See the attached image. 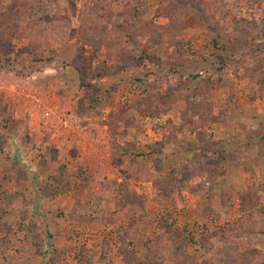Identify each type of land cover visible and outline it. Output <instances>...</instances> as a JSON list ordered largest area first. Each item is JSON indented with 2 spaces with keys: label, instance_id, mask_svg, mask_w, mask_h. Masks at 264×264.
Listing matches in <instances>:
<instances>
[{
  "label": "rangeland",
  "instance_id": "rangeland-1",
  "mask_svg": "<svg viewBox=\"0 0 264 264\" xmlns=\"http://www.w3.org/2000/svg\"><path fill=\"white\" fill-rule=\"evenodd\" d=\"M10 140L0 264H264V0H0Z\"/></svg>",
  "mask_w": 264,
  "mask_h": 264
},
{
  "label": "crops",
  "instance_id": "crops-1",
  "mask_svg": "<svg viewBox=\"0 0 264 264\" xmlns=\"http://www.w3.org/2000/svg\"><path fill=\"white\" fill-rule=\"evenodd\" d=\"M24 146H20V145H16L15 143H13V141L10 140V143L8 144L5 153V156L8 157V159H2L4 158V154L0 155V198L3 199H7L10 198L11 202L7 200H0V214L4 215L3 220H5L3 222V226H5V228L7 230H11L14 229L16 227V224H12V223H6L8 221H6V218L12 216L13 214H15L16 212H18L19 214H23V213H28L26 212V199L30 198V197H35V203L37 202V198H38V192H39V182L41 178H44V174L45 171L42 170V172L38 171V167H39V160H36L34 162V160L29 159L28 155L27 157H25V151H24ZM9 152V153H7ZM8 154V155H7ZM33 165L29 166V162H31ZM16 162H20V170H22V172L24 173L23 177H25V180H21L20 182H18V184H21V188H17L18 184L16 183L15 180V173H14V168L18 167ZM38 163V164H37ZM25 164H27L25 166ZM56 172H53L51 175H56L59 176L60 180H61V171H59L58 167H56ZM19 170V171H20ZM18 171V172H19ZM59 171V172H58ZM26 172V173H25ZM58 172V173H57ZM65 176L63 178H66L67 174L65 172L64 174ZM33 176V177H31ZM31 184V185H30ZM29 188V191L26 190L25 188ZM23 190V192H22ZM54 190H56V187H54ZM21 192V193H20ZM29 192V194H28ZM43 199V202L45 201V197H41ZM13 199V200H12ZM17 205V206H16ZM24 205L25 209L21 208L20 206ZM33 205V204H32ZM18 207H20L21 209H18ZM33 209H28L32 212H34L35 207H31ZM17 210V211H16ZM29 211V212H30ZM2 219V217H0ZM0 219V220H1ZM18 222V221H16ZM21 223V222H20ZM26 223V222H25ZM6 224V225H4ZM22 225V224H21ZM23 231V230H22ZM5 238V237H2ZM10 238V237H9ZM8 238V239H9ZM7 239V238H5ZM8 240H6V242L4 243L5 245L10 244L9 242H7Z\"/></svg>",
  "mask_w": 264,
  "mask_h": 264
},
{
  "label": "trees",
  "instance_id": "trees-1",
  "mask_svg": "<svg viewBox=\"0 0 264 264\" xmlns=\"http://www.w3.org/2000/svg\"><path fill=\"white\" fill-rule=\"evenodd\" d=\"M1 149V148H0ZM128 150L129 149H127V152H128ZM1 151V150H0ZM162 152V144H159V143H154V144H151V145H148L147 146V154L148 155H155V156H158L160 153ZM156 160V163H158L159 164V162H161L160 161V159H155ZM62 168V167H61ZM64 171H65V166H63V168L61 169V179H63V177L65 176L64 175ZM13 200V199H12ZM8 201L9 202H11V199L10 198H8ZM47 248H49V247H47ZM47 254L45 253L44 254V258H47Z\"/></svg>",
  "mask_w": 264,
  "mask_h": 264
}]
</instances>
